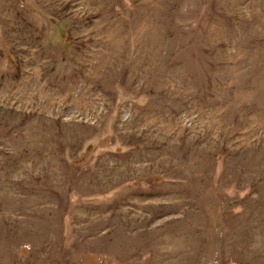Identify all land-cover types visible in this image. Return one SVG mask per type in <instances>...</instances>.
Returning <instances> with one entry per match:
<instances>
[{"label":"rangeland","instance_id":"obj_1","mask_svg":"<svg viewBox=\"0 0 264 264\" xmlns=\"http://www.w3.org/2000/svg\"><path fill=\"white\" fill-rule=\"evenodd\" d=\"M0 264H264V0H0Z\"/></svg>","mask_w":264,"mask_h":264}]
</instances>
